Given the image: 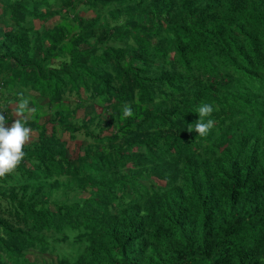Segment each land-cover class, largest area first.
Returning a JSON list of instances; mask_svg holds the SVG:
<instances>
[{
    "label": "trees",
    "instance_id": "16d2710c",
    "mask_svg": "<svg viewBox=\"0 0 264 264\" xmlns=\"http://www.w3.org/2000/svg\"><path fill=\"white\" fill-rule=\"evenodd\" d=\"M21 98L0 264H264V0H0L7 126Z\"/></svg>",
    "mask_w": 264,
    "mask_h": 264
},
{
    "label": "clouds",
    "instance_id": "9594fccd",
    "mask_svg": "<svg viewBox=\"0 0 264 264\" xmlns=\"http://www.w3.org/2000/svg\"><path fill=\"white\" fill-rule=\"evenodd\" d=\"M12 115L16 118L10 126H7V117L0 111V177L5 173L11 174L26 156L22 151L23 146L33 136L32 128L28 126V115L34 111L29 107V100L21 98L18 103L11 107ZM214 111L213 105L202 104L197 109L198 120L194 127L189 124L188 131L195 130L200 137H207L214 127V119L210 117ZM134 115L132 107L129 104L123 106L122 118H129Z\"/></svg>",
    "mask_w": 264,
    "mask_h": 264
},
{
    "label": "rangeland",
    "instance_id": "374dc122",
    "mask_svg": "<svg viewBox=\"0 0 264 264\" xmlns=\"http://www.w3.org/2000/svg\"><path fill=\"white\" fill-rule=\"evenodd\" d=\"M89 15H91V14L90 13L86 14V16H89ZM58 21H59V18L55 17L52 20H50L48 24L53 25L54 23H56ZM34 24L38 27V23L36 21L34 22ZM3 97H4V95H2V98ZM29 99H31V98H29ZM42 104H44V102ZM13 105H14V103L10 104L8 106V109L11 110V107ZM39 108L41 110H46L47 107H46V105L41 106V103H40ZM84 112H85V110L84 111H78V114H77L78 117H82ZM11 114H12V112H11ZM13 117H14V119L16 118L14 115H13ZM35 137H36V132H33V136L31 138V140L27 141L26 144L30 143L31 141H34ZM63 139L67 141V146L69 148V151L71 153H73V155H75L78 152V148L80 147V145L84 142L85 137H84V135H82L80 133L75 140L70 141L68 135L65 134V135H63ZM55 197H56V200L58 202L65 201L67 199V196L62 191L58 192V194ZM52 198L55 200L54 197H52ZM55 247H56L57 254H65L68 257H73L76 254V249L78 247V244L75 242L73 237L70 236L66 241L59 243V244H55ZM28 258L30 259V261L35 262L36 264H54V261L56 260V254L51 253V254L41 255L37 252H35V253L29 252Z\"/></svg>",
    "mask_w": 264,
    "mask_h": 264
}]
</instances>
